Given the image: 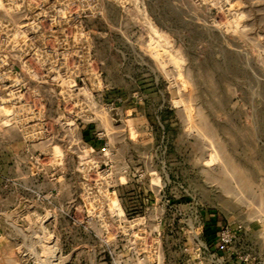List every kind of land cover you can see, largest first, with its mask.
<instances>
[{"label":"rangeland","instance_id":"1","mask_svg":"<svg viewBox=\"0 0 264 264\" xmlns=\"http://www.w3.org/2000/svg\"><path fill=\"white\" fill-rule=\"evenodd\" d=\"M0 264H264V0H0Z\"/></svg>","mask_w":264,"mask_h":264}]
</instances>
